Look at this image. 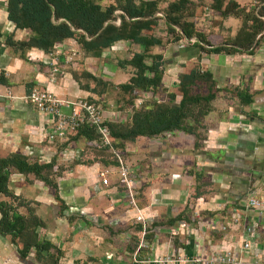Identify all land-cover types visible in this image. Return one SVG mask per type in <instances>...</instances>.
<instances>
[{"label":"crops","instance_id":"0c3cea01","mask_svg":"<svg viewBox=\"0 0 264 264\" xmlns=\"http://www.w3.org/2000/svg\"><path fill=\"white\" fill-rule=\"evenodd\" d=\"M169 1L159 0L157 8ZM233 1L241 9L238 14L223 16L210 9L209 49L222 50L202 53L194 39L171 44L175 55L165 64L160 94L175 89L179 75L191 67L209 72L217 94L199 122L188 121L192 133L174 130L124 142L123 161L132 171L129 198L104 152L83 134L63 146L47 142L51 116L21 97L31 89H46L63 100L103 101L105 94L93 92L94 83L83 74L127 82L131 74L121 80L124 67L112 68L104 56L133 45L118 40L100 56L83 57L66 38L50 52L14 51L8 41L23 40L28 31L7 20L6 0H0V93L7 90L12 96L0 95V157L17 152L58 167L60 200L30 174L12 170L7 183L42 221L38 239L59 250L57 264H149L168 254L205 257L224 250L242 264H264V27L249 46L233 44L246 43L258 26L251 16L264 25V15H257L262 1ZM201 3L208 6L209 0ZM157 34L164 38L162 27ZM54 66L58 71L51 81ZM104 109L126 117L128 108ZM253 197L262 202L258 207L248 205ZM17 210L27 212L24 205ZM243 241L249 243L245 250ZM0 264L40 263L33 249L19 258L9 236L0 235Z\"/></svg>","mask_w":264,"mask_h":264},{"label":"trees","instance_id":"16d2710c","mask_svg":"<svg viewBox=\"0 0 264 264\" xmlns=\"http://www.w3.org/2000/svg\"><path fill=\"white\" fill-rule=\"evenodd\" d=\"M103 1L6 0L7 20L12 22L15 28L28 31L25 39L11 40L7 44L18 52L29 48L50 52L56 43L70 38L83 57L100 56L101 52L118 40L138 47L129 58L116 62L118 67L128 66L133 70L127 82L113 86L117 109L127 107L130 110L129 117L125 121H108L106 127L109 132V144L95 147L104 152L105 157L117 166L114 153L124 159V142H132L139 137L158 136L174 130L192 133L193 127L188 121L199 122L209 112L210 103L217 94L209 72L191 67L179 75L175 89L165 91V95H161V77L166 63L162 53L151 54L149 48L161 44L171 45L191 38H194L192 43L202 53L209 50L220 51L222 47L209 49V31H199L195 28L196 17L201 13L203 6H207L201 3L202 0H172L161 10L157 8L159 0ZM259 1H262V4L257 10L258 16L264 15V0ZM207 7L223 16L241 12L233 0H209ZM115 10L120 12L115 14ZM157 12L161 13V16L155 15ZM116 17L119 18L117 24L114 23ZM251 18L258 23L253 35L246 43L234 42V45L249 46L254 34L264 27L257 17ZM160 27H163L165 32V42L162 41V36L157 34ZM83 76L94 83L91 88L93 92L104 93L105 98L106 94L110 93L109 81L86 73ZM143 92L148 93V99H143L136 105L134 100L141 97ZM176 93L180 95L178 101L175 99ZM98 102L101 104L100 100ZM79 134H83L88 141L96 137L93 128L80 125L69 133L68 141L75 139ZM12 170L22 175L30 174L42 181L53 190L56 200H60L56 194L55 183L59 169L54 167L53 161H31L17 152L0 157V235L9 236L19 258L23 259L30 249H33L40 264H57L59 250L48 241L38 239L36 229L42 226V221L34 214L32 208L7 188ZM23 205L27 210L25 214L17 210Z\"/></svg>","mask_w":264,"mask_h":264},{"label":"built area","instance_id":"2783aa9c","mask_svg":"<svg viewBox=\"0 0 264 264\" xmlns=\"http://www.w3.org/2000/svg\"><path fill=\"white\" fill-rule=\"evenodd\" d=\"M116 10L114 13H119ZM212 12L209 8L203 7L201 13L195 19V28L199 31H207L211 25ZM118 19L114 20L117 24ZM194 38L189 39L192 41ZM58 71L54 66L50 71V80H54V74ZM10 96L9 91L5 90L0 95ZM24 103L34 107L37 111L51 116V125L45 134V140L49 143H65L68 141V135L80 125H87L93 128L96 137L90 140V144L94 147L105 146L109 144V132L106 127L108 121H125L130 114L127 109L125 116H119L114 111H106L102 105L95 99L78 98L76 100H63L56 97L51 91L46 89H31L26 95L21 97ZM118 165L117 175L126 189L128 197L131 198L132 171L124 164L123 158L114 153ZM262 202L256 198L248 199V205L258 207ZM137 221L141 217H135ZM221 229H224L222 226ZM249 247L247 241H243L242 249ZM149 264H242L241 259L230 250L207 255V256H184L179 254H168L149 261Z\"/></svg>","mask_w":264,"mask_h":264},{"label":"rangeland","instance_id":"374dc122","mask_svg":"<svg viewBox=\"0 0 264 264\" xmlns=\"http://www.w3.org/2000/svg\"><path fill=\"white\" fill-rule=\"evenodd\" d=\"M159 30H160V28H159ZM164 40H165V38H162L163 42H165ZM182 43H184V41L183 42L180 41L179 43H175L174 45H176V44L180 45ZM164 46H165V44L152 46L151 48H149V53H151V54L152 53H159L160 50H162V55L164 57L165 63L168 64L170 58L172 56H174L175 54L173 52H171V50H170L171 45L170 46L168 45L169 47L166 46L167 47L166 49H165ZM136 50H138L137 46H133V48H129V46H128V48H126V46H125L120 52L116 53L114 51H111L110 52V56H104V58L110 59L111 65H112V68H113L115 66V64H116V60L129 58L131 53L133 51H136ZM104 51H106V49ZM145 60H146V62H148V58L147 57L145 58ZM132 72H133V70L130 67L124 66L123 72H122L123 78H121V80L125 79L126 77H128L129 74H132ZM107 76H110V74H108ZM109 83H110V86H109L110 93L106 94V98L103 101H101V105H102L103 108H106V109H115V108L118 107L117 103L115 102L116 100L114 98L115 94H114V88H113V86L116 85V84L112 83L110 81H109ZM140 96L141 97H138L137 99L134 100V103L136 105H139L140 102L143 99H148V93H146V92L141 93Z\"/></svg>","mask_w":264,"mask_h":264}]
</instances>
